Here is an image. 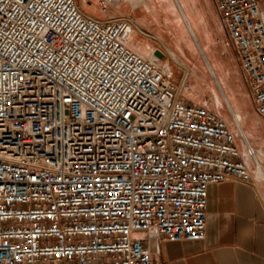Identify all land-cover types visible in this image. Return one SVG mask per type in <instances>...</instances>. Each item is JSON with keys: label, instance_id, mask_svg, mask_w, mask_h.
Returning a JSON list of instances; mask_svg holds the SVG:
<instances>
[{"label": "built area", "instance_id": "built-area-1", "mask_svg": "<svg viewBox=\"0 0 264 264\" xmlns=\"http://www.w3.org/2000/svg\"><path fill=\"white\" fill-rule=\"evenodd\" d=\"M213 1L264 118L260 0ZM134 27L77 0H0V264H159L153 240L206 238L211 185L253 181L235 112L233 131L186 99Z\"/></svg>", "mask_w": 264, "mask_h": 264}, {"label": "crops", "instance_id": "crops-1", "mask_svg": "<svg viewBox=\"0 0 264 264\" xmlns=\"http://www.w3.org/2000/svg\"><path fill=\"white\" fill-rule=\"evenodd\" d=\"M123 1L132 4L126 0ZM159 1L164 0H147V3L146 0H136L138 5L140 3L146 5L143 6V17L138 20L134 19L133 38L131 35L129 44L138 52L139 48L145 46L148 57H151L155 50L163 51L165 59L161 60V64L168 67L169 72L172 74V79L175 70L171 66V60H174L177 65L184 69L188 82L192 74L203 78L208 88L212 91L213 96L216 97L217 113L220 107H225V102L219 90L223 88L230 104L227 108L242 116V127L251 145L259 152L264 174V136L251 123L253 119H256L264 125V118L256 112L253 106L248 85L238 63L236 51L233 46L227 44L228 37L221 24L220 15L214 1L181 0L187 10V12L184 11L180 3L184 17L173 0L179 11L177 12L178 21L184 34L183 40L180 38L183 42L181 44L178 41L179 39L172 33V30H168L170 36H172L171 43L167 42L160 32L155 34L152 30V26L155 23L158 27L163 26L164 31L168 28L164 16L160 22L152 21L150 18L152 11L161 8ZM178 1L180 2V0ZM200 3L206 7L203 13L198 11ZM260 3L264 10V0H260ZM89 7L92 8L94 6L89 4ZM132 7L136 8L137 6L132 4ZM81 9L86 15L100 21L123 19L113 7H109L105 11L102 10L101 15H97L95 10L91 13L86 9ZM169 9L171 8L168 7ZM207 22L216 31L226 35L225 46L233 51V60L236 62L235 67H237L238 73L237 87L239 91H235L234 88L230 87L225 79H222L225 88L222 86V82L219 81L216 74L217 64L211 62L205 53V49L210 51L211 43L215 42L200 33L201 26ZM196 31L201 34L203 43L199 40ZM173 81L175 82L174 79ZM189 86V89L193 88L190 83ZM228 93H241L250 99L252 103L250 119H248L249 114L246 111L231 102ZM184 96L191 101V96H188L187 92L184 93ZM212 102L214 103V99ZM195 104L204 105L211 109L210 102L207 100H200L195 102ZM218 114L224 118L222 114ZM227 123L235 131L233 120L227 121ZM240 148L250 169L253 181L243 183L233 179L211 185L208 189L206 238L198 242L158 241L152 251L153 259L156 262L159 264H264V178L261 179L258 176L256 166L253 160L247 156L245 147L241 144Z\"/></svg>", "mask_w": 264, "mask_h": 264}, {"label": "rangeland", "instance_id": "rangeland-1", "mask_svg": "<svg viewBox=\"0 0 264 264\" xmlns=\"http://www.w3.org/2000/svg\"><path fill=\"white\" fill-rule=\"evenodd\" d=\"M77 3L81 8L86 9L88 12L93 13L95 10L96 11L95 13L97 15H99V14L101 15L102 10L104 11V7H105L104 3L101 0H77ZM146 3H147V0H146ZM159 3H160L161 8L159 10L152 11L150 13V15H151L150 18L152 21H154L156 18V20L158 22H160V20L164 16L165 21L168 25V28H166L164 31L163 26L158 27V25L155 23V25L152 26V30L155 32V34H157V32H160L162 34L163 38L166 39V41L169 43L172 42V36H170L168 30H172V33L179 39L178 40L179 43L180 44L183 43L182 40H183L184 34L182 31V26L179 25L177 12L180 11L182 16L185 17V15L183 14V11H182V7H183L184 11L187 12L185 6L183 5L181 0H180V2L177 0V2H175V3L179 9V11H178L173 0L172 1L171 0L159 1ZM180 3L182 4V7H181ZM89 4H92L94 7H92V8L89 7ZM144 5H146V4L140 3L136 8H133L132 4L124 2L123 0H120L119 2L116 3L115 6H113V8H115L118 11V14H120V16H122L123 19L124 18H131L132 20H134V19L138 20L139 18L143 17L142 11H143ZM168 7L171 8V9H169L170 11L168 10ZM110 8H112V7H110ZM205 9H206V7L204 4L200 3L198 5V11L200 13H203L205 11ZM156 15L158 18L156 17ZM211 26L212 25L209 22L203 23V25L201 26V30H200L201 34H203L204 36L215 41V42L211 43L210 51L205 49V53L211 62H215L217 64V68L215 67L216 68V74H217L219 81L222 82V86L225 88L224 82L222 80V79H225L226 83L230 87L234 88L235 91H239L238 87H237L238 73H237V67H235L236 62L233 60V56H234L233 51L230 48L225 46L226 35L222 34L219 31H216ZM196 34L198 35L199 40L202 41L201 40V34H199V32H197V31H196ZM132 38H133V34H132ZM180 38L182 40H180ZM202 43H203V41H202ZM138 50L141 53L143 52L144 56H147L146 55L147 49L145 46L139 48ZM177 60L179 62H181L179 59H177ZM171 66L175 70V74H174L173 79L178 84L181 82V79L183 77H186L187 75L185 74L184 69L180 65H177L174 60H171ZM189 83L193 86V88H190L187 91V95L191 96V98H190L191 102L195 103V102L200 101V100H207L210 102L211 109H213L217 112V103L215 101L216 97L213 96V93L208 88L205 80L203 78H199L195 74H192ZM219 90H220V93H221L223 100H224V97H226V99L228 101V104H227L226 101L224 100L225 104L230 106L229 100H228L227 95L225 94L223 88L222 89L220 88ZM228 97L230 98L232 103L237 104L244 111H246L249 114L248 119H250L251 114H252V103H251L250 99L247 96L242 95L241 93H231V94L228 93ZM211 99H212V101L214 99V103L211 101ZM225 104H224L225 107L219 108L218 113L222 114V116L227 121H231L232 117H231L230 111L227 108L228 106H226ZM252 117H253V115H252ZM251 123L254 124V126L259 129V133L264 136V125L256 119H253V121H251ZM237 142L239 145H241L240 140H238Z\"/></svg>", "mask_w": 264, "mask_h": 264}, {"label": "bare ground", "instance_id": "bare-ground-1", "mask_svg": "<svg viewBox=\"0 0 264 264\" xmlns=\"http://www.w3.org/2000/svg\"><path fill=\"white\" fill-rule=\"evenodd\" d=\"M126 1H129V2H131L132 4H133V6H138L137 5V2H136V0H126ZM175 2H177V0H174ZM160 15V14H159ZM156 17H157V15H156ZM158 18V17H157ZM155 20H156V18H155ZM157 21V20H156ZM158 22V21H157ZM185 22H186V24H187V21L185 20ZM150 58V60H152V61H157L159 58H157L154 54L153 55H151V57H149ZM166 68H167V70H168V67L166 66ZM224 100L226 101V103L228 104V101H227V99H226V97H224ZM226 104V105H227ZM228 106V105H227ZM235 121H236V124H239L240 126H242V116L239 114V113H235ZM243 133H244V135H245V137L247 138V135H246V133H245V131H244V129H243ZM248 139V138H247ZM249 141V140H248ZM252 146V145H251ZM250 158V157H249ZM256 160H257V163H258V165H255L256 166V171H257V173H258V176H260L261 177V179H263L264 178V174H263V165L261 164V158H260V155H259V152L257 151V156H256ZM255 164V163H254ZM152 246H153V249H155V246H156V241L155 240H153V242H152Z\"/></svg>", "mask_w": 264, "mask_h": 264}, {"label": "water", "instance_id": "water-1", "mask_svg": "<svg viewBox=\"0 0 264 264\" xmlns=\"http://www.w3.org/2000/svg\"><path fill=\"white\" fill-rule=\"evenodd\" d=\"M154 55L159 58L160 60H164L165 59V53L161 50H155L154 51Z\"/></svg>", "mask_w": 264, "mask_h": 264}]
</instances>
